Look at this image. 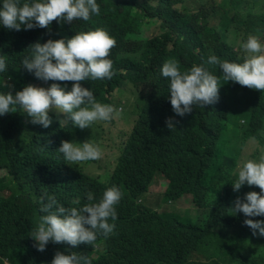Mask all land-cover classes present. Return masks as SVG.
<instances>
[{"label": "trees", "instance_id": "1", "mask_svg": "<svg viewBox=\"0 0 264 264\" xmlns=\"http://www.w3.org/2000/svg\"><path fill=\"white\" fill-rule=\"evenodd\" d=\"M97 3L100 14L88 21L53 19L47 28L20 30L0 26V55L6 59L0 91L13 94L24 84L44 82L20 64L31 43L70 37L88 28L106 29L116 40L109 50L112 77L78 83L91 88L99 102L111 104L114 113L124 108L121 118L106 121L111 134L118 127L124 131L117 121L131 127L114 165L106 164L105 173L97 177L91 170L103 168L99 161L69 165L56 149L62 140L87 139L102 145L103 127L92 123L78 128L62 121L67 118L64 113L59 119L56 111L46 128L27 122L19 109L0 116V264H49L57 251L85 255L91 264H264V237L252 236L244 214L228 209L245 192H260L258 186L247 184L233 191L230 173L242 156L240 145L255 140L264 147L259 134L264 131V90L221 81L215 103L194 105L181 117L171 110L167 78L159 72L165 60L175 59L182 70L203 62L219 77V67L207 64L208 55L237 60L243 57L241 38L252 34L264 42V0L253 1L259 9L255 13L253 4L243 0ZM48 82L40 87L55 82L67 90L72 84ZM115 92L118 104L113 102ZM167 117L173 118L174 128L166 127ZM158 179L165 182V190L150 194L151 202L171 203L160 210L143 199ZM113 185L121 197L115 205L116 220L110 221L115 227L107 237L97 235L92 245L49 241L43 251L33 246L29 233L41 215L42 196L52 195L73 207L78 206L72 204L77 197L81 204L86 202L85 192L97 197ZM184 197L193 202V209L177 210L176 202ZM224 198L228 217L219 212Z\"/></svg>", "mask_w": 264, "mask_h": 264}, {"label": "clouds", "instance_id": "2", "mask_svg": "<svg viewBox=\"0 0 264 264\" xmlns=\"http://www.w3.org/2000/svg\"><path fill=\"white\" fill-rule=\"evenodd\" d=\"M100 14L97 0H0V26L20 30L33 27L47 28L55 19L71 23L74 19L88 21L91 16ZM116 40L102 27L75 31L70 37L46 39L43 43L35 41L20 59V64L43 83L24 84L14 94L0 91V116L5 113L23 111L30 123L46 128L51 122L48 109L66 114L64 122L78 128L88 127L97 121H107L114 114L111 104L99 102L91 88L78 83L83 80L110 79L113 75L109 50ZM243 57L237 60L219 59L216 55L207 56V64L219 67V77L211 72L204 63L192 64L181 69L175 59H167L159 72L167 78V93L171 110L177 116L192 111L194 105L203 107L216 102L218 86L225 81H234L252 89L264 90V42L257 36L248 34L238 41ZM237 56H241L238 55ZM6 71V59L0 55V73ZM72 81L66 90L65 85L55 82L38 87L48 81ZM222 81V82H221ZM46 82V83H45ZM5 86L0 80V88ZM120 108L115 109L119 114ZM61 122V121H60ZM178 123V121H177ZM168 129L174 128L172 117L165 119ZM259 134L264 136V131ZM62 160L69 165L95 160L101 155L98 145L90 140H62L56 149ZM230 176L233 191L242 184L256 185L260 192L247 191L243 199L236 197L228 209L235 214H244L243 223L252 236L264 237V220L248 217L264 216V147L256 146L254 157L241 156ZM121 192L116 186L106 187L94 197L91 191L84 193L85 203L77 197L73 207H65L52 195L42 196L39 215L29 236L34 247L43 251L45 245L66 242L76 246L79 243L92 245L97 235L107 237L114 229L116 208ZM49 264H91L89 258L77 252L64 254L55 252Z\"/></svg>", "mask_w": 264, "mask_h": 264}, {"label": "rangeland", "instance_id": "3", "mask_svg": "<svg viewBox=\"0 0 264 264\" xmlns=\"http://www.w3.org/2000/svg\"><path fill=\"white\" fill-rule=\"evenodd\" d=\"M194 1L196 2V0H194ZM243 1H246L248 3L253 4V1H255V0H243ZM196 5H197V3H196ZM252 11L254 13L258 12L259 11L258 6L253 4ZM237 54L242 55V52L238 50ZM34 86H36V85H34ZM38 87H40V86H38ZM113 95L117 97V99L113 98V102L115 104H118V102H119L118 93L115 92ZM167 95H169V94L167 93ZM130 102L132 103V100H130ZM123 109L124 108H122L121 110H123ZM53 111H56V110L50 107L48 109V115L53 113ZM57 113L60 114V115H57V117L59 119H62V116H61L62 113H60V112H57ZM121 114H122V111H120L118 115L114 113L112 115V118L119 119L123 116ZM25 120L27 122H29L30 118L26 115ZM52 120H53V118L51 117V122H52ZM241 122L243 123L244 121H241ZM122 123H123L124 131L123 130L121 131V129L118 127L116 129L115 133L111 134L110 129H109L110 126H109L108 122H106V121L93 122V124H96L99 129H101L100 127H103L102 130L104 131V135H103L102 140H101L102 145H100V143L98 142V144H99L98 147L100 148L101 155L96 160L99 161V163L103 164L104 166L102 169H99L96 167L94 169H92L91 170L92 175L99 177L105 173V170L107 169L106 164L107 165H112V164L114 165L115 159L118 155L119 146L121 145V141H122V139L126 138L128 133L130 132V128H131L127 121H124V122L123 121H117L116 125L121 126ZM119 131H121V134L123 135V137H121V138L117 134ZM256 146L262 147L255 140H249L247 142L246 146L240 145V147H239L240 153L242 154V156H250L251 157L253 154L256 155ZM79 163L84 164V162H79ZM164 190H165V182L162 179H158L156 184L154 185V187L153 188L151 187L149 189V191L144 195L143 199H144L145 203L150 205V207L152 206L153 208L159 209V210L168 208L171 204L170 202H164V201H152L151 202L152 197H150V194L162 193ZM227 201H228V199L224 198L220 202V206H219V209H220L219 212H221L222 215H225V217H228V214H227L226 209H225ZM176 204H177V210L193 209L195 206L193 204V202H191L189 200V198H187V197L182 198L181 200L176 202ZM101 247H103L102 244H101Z\"/></svg>", "mask_w": 264, "mask_h": 264}]
</instances>
